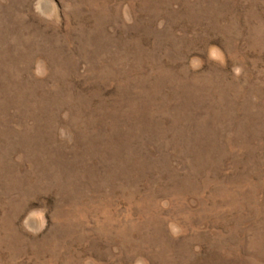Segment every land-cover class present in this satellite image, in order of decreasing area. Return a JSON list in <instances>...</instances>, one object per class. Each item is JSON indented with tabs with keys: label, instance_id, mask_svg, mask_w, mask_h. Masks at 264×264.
<instances>
[{
	"label": "rangeland",
	"instance_id": "obj_1",
	"mask_svg": "<svg viewBox=\"0 0 264 264\" xmlns=\"http://www.w3.org/2000/svg\"><path fill=\"white\" fill-rule=\"evenodd\" d=\"M0 264H264V0H0Z\"/></svg>",
	"mask_w": 264,
	"mask_h": 264
}]
</instances>
